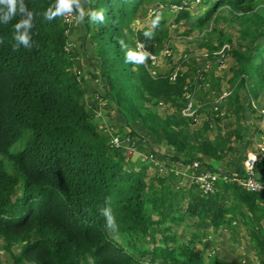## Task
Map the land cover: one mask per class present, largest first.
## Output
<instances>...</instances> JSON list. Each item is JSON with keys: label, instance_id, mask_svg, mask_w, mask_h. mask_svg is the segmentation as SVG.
Masks as SVG:
<instances>
[{"label": "trees", "instance_id": "obj_1", "mask_svg": "<svg viewBox=\"0 0 264 264\" xmlns=\"http://www.w3.org/2000/svg\"><path fill=\"white\" fill-rule=\"evenodd\" d=\"M149 1L87 2L82 20L84 33L96 40L97 53H86V40L82 51L92 64L96 63L97 70L82 74L80 79L77 73L66 70L68 51L64 44L69 37L62 16L51 21L44 17L50 8L55 11L56 0H18L17 15L7 24L3 23L7 8L0 4V155L6 156H0V237L1 246L12 257L9 264H204L205 249L197 243L202 240H193L195 234L187 231L190 240L179 242L171 233L172 226L166 224V220L182 218L184 213L200 218V223L208 219L213 225H232L233 220L232 226L238 224L250 239L258 263L264 264V195L238 182L244 176L239 158L233 163L229 158L224 165L218 163L224 156H235L237 150L226 135L210 137L211 130L207 136L200 134L199 128L211 116L196 129L191 128L202 101L189 100L188 93L197 85L194 74L199 77L197 87L205 92L215 88L214 95L220 84L216 85V81H221L222 76L206 65H191L190 61L159 71L148 55L142 63L128 59L132 50L133 54L138 52L136 42L158 55L168 40L169 24L159 10L152 16V26L134 29L130 25L139 6ZM210 1L211 6L198 14L197 24L208 37L217 38L204 43L209 51L215 50L213 54L218 56L223 45L224 52L233 58L227 100L240 86L248 85L255 89L252 99L256 102V87L264 89V0ZM191 2L160 0L167 10L175 5L176 23L189 15ZM21 4L26 5L27 12L19 13ZM220 5L229 13L228 25L235 26L237 42L231 34L226 37L219 27L207 23L211 15H217ZM92 11L102 12L103 21L92 22ZM28 12L34 16L32 48L21 45L13 50L14 26L27 19ZM157 17L159 21L154 26ZM149 31L153 33L151 39L144 35ZM86 77L94 83L100 77L101 93L103 90L119 110L123 126H105L104 132H99L84 102ZM94 96L102 101L99 94ZM213 97L203 99L200 111L211 103V112L216 111L218 116L220 110ZM189 102V111L195 107L194 114L185 112ZM160 103L168 107L163 114L156 111ZM131 120L139 121L143 128L132 126ZM213 124L211 118L210 127ZM242 125L248 129V123ZM127 133L138 136L147 146L144 158L138 156L132 161L130 153L123 149ZM151 136L159 142L166 141L171 152L152 148ZM18 139L22 148L11 153L9 146ZM135 144L132 140L134 151ZM151 155L169 164L168 175L159 173L162 168ZM171 162L190 167L196 163L195 167L214 173L213 191H201L196 178L186 185L179 184L178 179L169 182L168 176L175 169ZM7 163L12 165V171ZM148 166L154 167L152 184L146 179ZM255 169L260 172L255 177L264 181L263 154L255 162ZM106 198H111L116 231L106 227L102 215V209L108 206ZM182 202L185 207L179 212L176 208ZM145 238L150 240L147 246L136 243ZM15 244H19L18 252L11 249ZM210 256L207 259L214 258Z\"/></svg>", "mask_w": 264, "mask_h": 264}, {"label": "rangeland", "instance_id": "obj_2", "mask_svg": "<svg viewBox=\"0 0 264 264\" xmlns=\"http://www.w3.org/2000/svg\"><path fill=\"white\" fill-rule=\"evenodd\" d=\"M88 1L93 3L96 2V0H78L77 3H73L72 5V10L70 11L71 16H69L68 19L65 18V20L63 15L61 17V22L65 28L66 34L69 37V39L64 44V47L68 51V55L65 59L66 70L70 71V73H77V79H80L82 74L88 75L90 70H97L96 63L93 62L95 64H92V61L86 58L82 51V44L86 40V53L92 55H96L97 53L96 40H91L92 38H90V35L84 33L83 21L80 20V12L81 10L87 11ZM210 4V0H192L191 4L189 5L191 10L189 15L176 23L173 21V12L177 9L174 4L170 5V9L167 10L165 6L161 5L160 0H150L149 2H144L139 6V11L136 14V17L130 20V25L133 26L134 29L139 27L141 28L144 25L152 26V16L155 14L158 15V10L159 12L161 11V13L165 14L167 23L169 24V34L167 37L168 40L166 39L167 41L161 49L162 51L158 53V55H155V69L163 71L169 69L171 65H174V63H182L183 61H186L187 63L190 61L191 65L194 63H196L198 66L206 65L209 69L214 70L216 74H220L222 76L221 81H216V85H218L220 82V84L216 87L219 89L217 96V94L214 95L217 91L215 88L207 92L199 89L197 87L199 85V77H197L198 73L194 74L197 85L196 89H192L193 92L188 93L190 102L197 103L198 101H203V99L206 97L212 98L213 96H216L213 98L218 104L220 115L217 116L216 111L214 113L211 112V103H208V106L205 105L207 109L200 111L202 103L201 101L197 114L193 115L195 124H191V128L196 129L197 125H200L202 121L211 116L209 121H206V123L201 127L199 126L200 134L207 136V132L211 130L209 132L210 137H215L216 134H221L222 136L226 135L228 143L232 144L237 150V154L235 156L231 158L230 156H224L222 160L218 161V163L220 165H224L225 162L223 161L227 160L228 158L229 161L233 163L235 158H239V161L242 162V166L244 167L247 153L250 151L260 152L261 149L257 143L264 146V89L263 87H256L259 94V99L256 101L257 103L252 99L255 89H253L252 86L250 88L248 85L240 86L235 93V96L232 98L230 97L229 100H227V94L230 92L228 77L231 73L229 72V67L232 64L233 58L230 56V53L224 52L223 45L219 51H217L218 56L213 54V51L215 52V50L209 51L211 50L210 47L204 43L209 44L210 40L217 38L208 37L206 34H204L201 26H199L200 24H197L198 14H201L205 8L209 7ZM222 8L223 5H220L217 8V15L215 14L216 16L214 15V17L211 15L207 23L210 26L219 27L221 31L226 34V37L231 34L232 39L237 42L236 32L234 31L235 26L228 25L227 16L229 13L227 12V9ZM127 29L128 27L124 29L125 33L128 31ZM209 33L211 35L212 31ZM138 43L139 42H136L137 48ZM258 43H263V39H258ZM137 50L139 52V49ZM132 52L134 53L135 51L132 50ZM98 79L100 80V77H97L94 83L89 77H86V92L84 95V102L87 105V108L90 109L93 120H95L99 128V132L102 134V132H104L103 128L105 126H111V129H113L114 126L117 128L119 125L123 126L124 120L120 115L119 110L113 104L112 100L104 95L105 93L103 90L101 93V82L99 83ZM96 94L102 96V101L99 99L97 101V98L94 96ZM198 98H200V100ZM166 107L167 104L160 103L156 107V111L160 114H163ZM190 108L191 105L189 108H186L185 112L194 114L195 107H192V109L189 111ZM105 117H107V120L104 119ZM211 118L214 119L213 127H210ZM131 122L132 126L139 127V129L143 128L139 121L131 120ZM242 123H248L249 125L246 126L248 129H246L244 127L245 125H242ZM255 127L259 131H254ZM221 135L218 136L221 137ZM131 138L132 140L136 141L135 151H129L132 146V140L130 141ZM145 138L147 139V136H145ZM149 142L151 143L152 148L161 153L171 152L165 143L166 141L164 140L159 142L155 137L153 138L151 136ZM253 143H255V149H252L254 147ZM21 148L22 141L21 139H18L9 146V151L11 153H17ZM146 148L147 146L144 145L142 139H140L138 136L134 134L126 135L123 149L129 151L131 155L130 159L132 161H135L138 156L144 158L148 153ZM262 154L264 155V151ZM0 156L6 158V156ZM151 158L159 167L162 168L159 173H166V175H168L169 171L168 167L166 166L167 162L159 156L151 155ZM9 163H7V168L9 171H12V165H9ZM171 164V166H174L175 169L172 176H168L169 182L173 181L174 179H178L179 184L186 185L192 182V178L203 177L201 173L204 172V169H202V167H195L196 163H192L193 167L181 162H171ZM153 168V166H148L146 170L147 183L153 182V180H150V178L153 176ZM197 186L199 188L201 187L198 184ZM184 200L186 201V198H184ZM183 204L184 202H182L180 206L176 208L179 212L184 210L185 205ZM178 211H176L175 214H178ZM199 219L184 213L182 218L169 221L166 220V224H170L172 226L171 233L175 234L179 242L189 241V236L191 234H195L196 236L193 240H202V243H197L199 248L203 247V249H205L203 254L206 262H204V264H260V262L258 263V260L256 259V250L253 248L250 239L247 238L244 232L238 229V224L235 227L232 226L235 224L233 220L231 221L232 225H227L226 223L213 225L208 219H202L201 223L199 222ZM262 223L264 224V219H262ZM187 231L190 232V235H188ZM149 242L150 240L145 238V241L136 243L139 246H147ZM168 242L169 244L171 243L170 241ZM2 243L3 241L0 240V244ZM18 245L19 244L12 245L11 249L14 252H18ZM210 255H213L214 258L207 259L208 256L211 257ZM11 260V254L0 245V264H9ZM25 264L33 263L25 262Z\"/></svg>", "mask_w": 264, "mask_h": 264}, {"label": "clouds", "instance_id": "obj_3", "mask_svg": "<svg viewBox=\"0 0 264 264\" xmlns=\"http://www.w3.org/2000/svg\"><path fill=\"white\" fill-rule=\"evenodd\" d=\"M77 2L78 0H56L55 11H52V9L50 8L47 12L44 13V17L46 20L51 21L57 16H62L70 12L72 10L73 3H77ZM17 3L18 0H0V4L5 5L7 8V11L4 13L3 23L7 24L14 16L17 15L18 12ZM25 12H27V7L25 4H21V7L19 8V13H25ZM84 14H85L84 11L81 10L80 12L81 21L83 20ZM103 19H104V15L102 12L92 11L90 13V20L92 22L103 21ZM33 20H34L33 13L28 12L27 19H21L18 23L15 24L14 26L15 33L13 37L15 43L13 44V50H18L21 45L27 49L32 48V37L30 33L34 27ZM158 21H159V17H157V21H154V26L156 23H158ZM144 35L146 38L151 39L153 33L149 31V32H145ZM0 43H2V41H0ZM128 59L134 60L136 63H142L146 59V54L139 52L135 54L129 53ZM105 203L108 206L102 209V215L105 217L106 227L109 230L116 231L118 226L112 208L110 206L111 198H106ZM0 240L3 241L1 237Z\"/></svg>", "mask_w": 264, "mask_h": 264}, {"label": "built area", "instance_id": "obj_4", "mask_svg": "<svg viewBox=\"0 0 264 264\" xmlns=\"http://www.w3.org/2000/svg\"><path fill=\"white\" fill-rule=\"evenodd\" d=\"M69 16H71L70 12L64 14L63 15L64 20L65 18L68 19ZM138 48H139L140 53H145V54L147 53L146 55H148L153 61L156 59V56L154 54L149 53L148 51L142 48V44L140 42L138 43ZM189 107H190V104L186 108H189ZM257 145L260 147L261 151L260 152L250 151L247 153V157L244 162V176L238 178V182L242 184L247 190L257 191L264 195V181H260L255 177V162L260 156H262V153L264 151V146L259 145L258 143ZM129 151H134L132 146ZM201 175L203 177L196 178L197 184L201 186L200 189L203 192H212L213 191V180L215 178L214 173L210 171H206V172H202Z\"/></svg>", "mask_w": 264, "mask_h": 264}, {"label": "water", "instance_id": "obj_5", "mask_svg": "<svg viewBox=\"0 0 264 264\" xmlns=\"http://www.w3.org/2000/svg\"><path fill=\"white\" fill-rule=\"evenodd\" d=\"M259 175H260V172L258 171V169H256V170H255V176H256V177H259Z\"/></svg>", "mask_w": 264, "mask_h": 264}, {"label": "crops", "instance_id": "obj_6", "mask_svg": "<svg viewBox=\"0 0 264 264\" xmlns=\"http://www.w3.org/2000/svg\"><path fill=\"white\" fill-rule=\"evenodd\" d=\"M255 143H256V142H255ZM255 143H253V146H254ZM252 149H255V146H254ZM242 158H243V156H242Z\"/></svg>", "mask_w": 264, "mask_h": 264}]
</instances>
